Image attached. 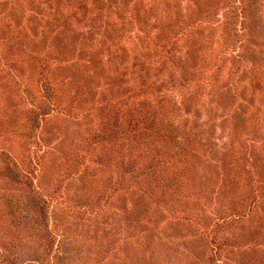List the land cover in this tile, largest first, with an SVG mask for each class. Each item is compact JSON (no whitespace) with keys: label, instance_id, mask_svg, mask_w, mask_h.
I'll list each match as a JSON object with an SVG mask.
<instances>
[{"label":"rangeland","instance_id":"rangeland-1","mask_svg":"<svg viewBox=\"0 0 264 264\" xmlns=\"http://www.w3.org/2000/svg\"><path fill=\"white\" fill-rule=\"evenodd\" d=\"M0 264H264V0H0Z\"/></svg>","mask_w":264,"mask_h":264},{"label":"trees","instance_id":"trees-1","mask_svg":"<svg viewBox=\"0 0 264 264\" xmlns=\"http://www.w3.org/2000/svg\"><path fill=\"white\" fill-rule=\"evenodd\" d=\"M13 178H16V176H13ZM26 185L30 188L29 189V193H30V205L32 206V210L33 212L37 211L36 208L39 207V212H37V217L35 218V222H37V224L41 225L46 233L47 236V240H49L50 242L53 240L52 239V233H51V229L48 227V216H47V212L45 209V204L43 202H41L39 196L33 191V188L31 187V184H29L28 181H25Z\"/></svg>","mask_w":264,"mask_h":264}]
</instances>
